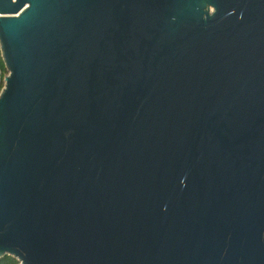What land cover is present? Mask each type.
<instances>
[{"label":"water","instance_id":"water-1","mask_svg":"<svg viewBox=\"0 0 264 264\" xmlns=\"http://www.w3.org/2000/svg\"><path fill=\"white\" fill-rule=\"evenodd\" d=\"M0 54V257L264 264V0H0Z\"/></svg>","mask_w":264,"mask_h":264},{"label":"trees","instance_id":"trees-1","mask_svg":"<svg viewBox=\"0 0 264 264\" xmlns=\"http://www.w3.org/2000/svg\"><path fill=\"white\" fill-rule=\"evenodd\" d=\"M6 72L7 70L4 67V63L0 54V90L3 86V77ZM0 264H20V262L15 257L5 254L4 256L0 257Z\"/></svg>","mask_w":264,"mask_h":264},{"label":"rangeland","instance_id":"rangeland-1","mask_svg":"<svg viewBox=\"0 0 264 264\" xmlns=\"http://www.w3.org/2000/svg\"><path fill=\"white\" fill-rule=\"evenodd\" d=\"M6 74H7V72L4 75H6Z\"/></svg>","mask_w":264,"mask_h":264},{"label":"snow or ice","instance_id":"snow-or-ice-1","mask_svg":"<svg viewBox=\"0 0 264 264\" xmlns=\"http://www.w3.org/2000/svg\"><path fill=\"white\" fill-rule=\"evenodd\" d=\"M6 19V18H5Z\"/></svg>","mask_w":264,"mask_h":264}]
</instances>
